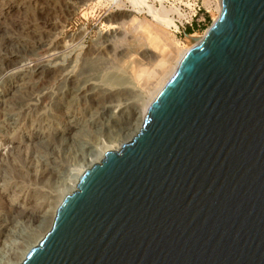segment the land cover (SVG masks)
Listing matches in <instances>:
<instances>
[{
	"label": "water",
	"instance_id": "1",
	"mask_svg": "<svg viewBox=\"0 0 264 264\" xmlns=\"http://www.w3.org/2000/svg\"><path fill=\"white\" fill-rule=\"evenodd\" d=\"M18 264H264V0H221Z\"/></svg>",
	"mask_w": 264,
	"mask_h": 264
},
{
	"label": "rangeland",
	"instance_id": "2",
	"mask_svg": "<svg viewBox=\"0 0 264 264\" xmlns=\"http://www.w3.org/2000/svg\"><path fill=\"white\" fill-rule=\"evenodd\" d=\"M22 1L23 3L25 2L24 5L26 8L10 11V13L6 14L8 16L4 18V23L8 26L12 37L19 38L23 42L25 40L22 43L23 45L20 43H12L13 45L11 47L16 53L27 56L29 58L27 62L30 65L34 64L35 59V52L32 51L34 41L40 38L41 33L47 27L54 24L55 26L50 34L52 35L54 32L52 36H54L55 41L65 45L66 63L75 57L77 58L78 61L73 63L76 65L75 72L78 75L82 74L80 77H95L98 78L97 80L100 83L105 82L119 88L121 86L123 88L118 89V92L123 97L132 98L135 102H142V100L144 101L149 98L156 83V78L152 77L149 73H153L155 70L157 72L162 70L160 69L161 66L159 67L157 65L159 62L158 59L166 56L165 66H168L167 69L173 68L172 66L175 65L176 60L174 59L176 58V50L187 44L185 33L194 34L204 32L213 21V10L211 12L208 11V4L210 2L217 4L219 0H161L160 2L159 0H149L150 4L155 3L154 5L157 8L171 1L175 2L177 6L179 5L180 12L188 16L187 19H189L188 22L183 19V26H180L178 31L168 29L162 24L161 26L152 14L146 12V8L140 9V7L134 4L132 5L133 2L131 0ZM22 1L0 0V5ZM191 16L192 20L190 19ZM117 23L119 26L122 25L121 33L116 38V44L119 49L116 53L106 54L103 39L106 35L114 32V26L118 25ZM188 28H192L190 33L187 32ZM6 40V38L0 36L1 43L6 44ZM148 47L151 48L150 54L152 55V59L145 58L143 55L146 50L149 51ZM168 53H171L174 58L172 55H169L170 57L168 58ZM128 56L132 58L130 59V63L131 65L133 64V67L128 65ZM18 75L15 74L14 78L9 77L6 79L0 77V95L4 93L8 85L19 79L17 77ZM129 75L137 85L134 88L138 90L133 91V88L126 87L128 79L130 78ZM37 77L32 76L30 78V84L34 87L41 85V80ZM59 85V88H65L66 83L61 82ZM28 91L25 87H20L11 96L10 106H14L17 102L19 103L24 99L28 95ZM102 94L100 93L98 96L101 100L103 98L107 99L114 92H105L103 96ZM56 106L57 104L48 108L46 112L48 117L43 120L40 115L41 113L37 112V110L24 112V114L21 113L18 116H20V120L23 119V123L25 121V130L28 129L29 131L33 126H38L43 122V124L49 123L50 127L47 129L53 130L57 123L61 125L65 118V112L59 110ZM86 106H93V104L87 101L85 103L80 102L78 105L76 103L75 107L74 105L71 106V109L72 111L85 112ZM116 132V128L110 122H107L105 135L99 138L93 135H79L72 142L68 143V141L62 140L51 131L49 135L51 139L49 137L47 138L48 140L46 138L40 139L37 142L36 151L30 148L27 156L25 154L18 156L17 164L15 163L8 167L5 166V168L0 170L2 171L0 172V176H4L3 173L6 176V178L4 176L6 182L3 180L4 182L0 184L3 183L4 185V183H7L5 184L6 186L4 185L5 187H9L11 190L14 189L18 194L22 192L25 194V197L30 196V198L38 200L35 208H39L41 207V201L43 199H49L50 194L60 193L70 185L73 179V176L70 175L72 167L85 164L88 159L96 157L98 152L105 149L106 146L114 147V145H118V140L120 138L122 139V136H119L121 134L118 135ZM6 133H9L6 129L0 132L2 135H0L1 144ZM45 151L46 153H52L54 156L52 161L53 165L56 166L57 175L53 178L44 176L45 172L41 169L40 158ZM28 157L34 162L32 168L28 167ZM0 210L1 212H7L6 202L2 199H0ZM53 216L51 217L53 218ZM45 226L48 227L49 224L47 223ZM45 226L43 230L47 229ZM22 230L32 235L34 234V238H37L41 234V229L36 225L26 224ZM22 242L23 240L19 237H12L5 245L1 246L0 264H15L18 260H21L24 249Z\"/></svg>",
	"mask_w": 264,
	"mask_h": 264
},
{
	"label": "bare ground",
	"instance_id": "3",
	"mask_svg": "<svg viewBox=\"0 0 264 264\" xmlns=\"http://www.w3.org/2000/svg\"><path fill=\"white\" fill-rule=\"evenodd\" d=\"M131 1L133 2L132 5L134 4L135 6L140 7V9L146 8V12L152 14V16L160 23V25L162 24L166 28L173 29L174 31H178L179 28L178 24L175 22V19H178L179 23L181 24L183 23V19L185 21H188L189 19H187L188 16L180 12V8L178 7L179 5L177 6V4L173 1L169 2L168 4L165 3L160 5V8H157L154 5L155 3L150 4L149 0ZM160 1L161 0H159V2ZM24 4L25 2L23 3L22 1L0 5V36H3V38L7 39L6 44L0 42V77L5 79L9 77L14 78L15 74H19L17 76L19 79L17 78L18 80L8 85V87L5 88L4 93L0 95V132L3 129H6V131L8 130L9 132L8 134L6 133L4 138L2 137V144L0 143V170L5 168V166L8 167L12 164H15L19 155L21 156L25 154L27 156L30 148L33 151H36L37 142L40 139H47L51 131L54 133V135H57V137L68 141L69 143L76 139L79 135H93L97 138L105 135L107 122H110L111 125L116 128V133L118 135L121 134L119 136H122V139L120 138L118 140L119 144L114 145V147L106 146L105 149L101 148L103 150L98 152V156L96 155V157L88 159L85 164L72 167L70 175L73 176V179L70 182V185L60 193H49V199H43L41 201V207L39 208H35L38 200L30 198V196L25 197L24 193L19 192L20 194H18L14 189L11 190L9 187H5V184L7 183H4L5 186L3 183L0 184V199L4 200L7 205V212H1L0 210V247L5 245L8 240H10V238L19 237L21 240H23L22 243L24 245L21 260L24 258L26 252L32 246H34L49 229L53 220L51 216L55 214V210L62 198L74 190L78 178L81 176L84 170L93 163L100 160L106 151L118 149L123 143L127 142L139 131L149 104L155 98L160 88L175 71L183 54L193 45L198 43L206 31L205 29V31L201 33L187 34V44L184 47L178 48L176 50V56L174 55L176 58H174L171 53L167 54L168 58L172 55V57L176 59L175 65L172 66L173 68L167 69L168 66H165L167 59L166 56L164 58L162 57L158 59L159 62L157 65L159 67L161 66L160 69L162 70H159L158 72L155 70V72L149 73L152 77L156 78L154 90L151 92L147 100L135 102L132 100V98L123 97L118 92V89L123 88L121 86L119 88L105 82L100 83L97 80L98 78L95 77L94 78L99 83L93 77H80L82 74L78 75L75 72L76 65L74 63L78 61L77 58L75 57L76 60H74V58L73 60H69L66 63L64 50V48H66L65 45L55 41L54 36H52L54 32L52 35L50 34L51 30L55 26L54 24L47 27L45 31L41 33L42 35L40 38L34 41L32 51L35 52V59L33 65H30L29 62H27L29 59L27 56H23L21 53H16V51L12 49L11 45L14 43L22 44L25 42V40L23 42V40H20L19 38L12 37L8 26L4 23V18L8 16L6 14L10 13V11L14 9L19 10L26 8ZM208 6L209 12L213 10L212 17L213 21H215L221 11V0H219L217 4L210 2ZM114 27V32L106 35L103 39L106 54L116 53L119 49L118 45L116 44V38L121 33L122 25L119 26L118 24ZM148 49L149 51L146 50L143 55L145 58L152 59V55L150 54L151 48L148 47ZM128 57V65L133 67V64L131 65L130 63V59L132 58H130V56ZM32 76H38L37 78L41 80L40 86L34 87L30 84V78H32ZM61 82L66 83L65 88H59V84H61ZM134 86L137 85L133 82V78L130 77L126 87L133 88V91L138 90L137 88H134ZM20 87H25L28 89V95L26 97L24 96L25 98L19 103L17 102L16 105L10 106L9 102L11 101V96H13V94H15V92ZM105 92H114V94H111L107 99L103 98L101 100L98 96L100 93H103V96ZM86 101L90 104H93V106H86L85 112L72 111L71 106L74 105L75 107L76 103L78 105L80 102L85 103ZM55 104H57L56 107L59 110H63L65 112L64 122H61V125L57 123L53 130H49L47 129L50 127L49 123L43 124L44 122L42 121L43 123L39 124L38 126H33V128L29 131L28 129L25 130V121L23 123V119H19V114L21 115V113L24 114V112L37 110V112L41 113L40 115L43 120L44 118L46 119V117H48V114L46 113L48 108ZM49 139H51V137H49ZM53 158L54 156L52 153H46V151L45 153H42L40 158L41 169L43 172H45L44 176L49 178H53L57 175L56 166L53 165L52 161ZM27 159L29 160L28 167L32 168L34 162H32L29 157ZM21 167L23 168V166ZM3 175L5 176L4 173ZM4 176H0V183L5 181ZM47 223L49 224L48 227L45 226ZM26 224L36 225L41 229V234L37 238H34V234L32 235L29 232H24L22 228L26 226ZM44 226L45 228L47 227V229L43 230ZM21 260H18L15 264H18Z\"/></svg>",
	"mask_w": 264,
	"mask_h": 264
},
{
	"label": "built area",
	"instance_id": "4",
	"mask_svg": "<svg viewBox=\"0 0 264 264\" xmlns=\"http://www.w3.org/2000/svg\"><path fill=\"white\" fill-rule=\"evenodd\" d=\"M190 19L192 20V16L190 17ZM175 22L178 24V27L183 26V23L182 24L179 23V20L178 19H175ZM186 22H188V21H186Z\"/></svg>",
	"mask_w": 264,
	"mask_h": 264
},
{
	"label": "trees",
	"instance_id": "5",
	"mask_svg": "<svg viewBox=\"0 0 264 264\" xmlns=\"http://www.w3.org/2000/svg\"><path fill=\"white\" fill-rule=\"evenodd\" d=\"M191 29H192V28H188V29H187V32L190 33V32H191Z\"/></svg>",
	"mask_w": 264,
	"mask_h": 264
}]
</instances>
